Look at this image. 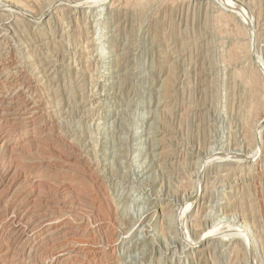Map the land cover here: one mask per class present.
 I'll use <instances>...</instances> for the list:
<instances>
[{
    "label": "rangeland",
    "instance_id": "1",
    "mask_svg": "<svg viewBox=\"0 0 264 264\" xmlns=\"http://www.w3.org/2000/svg\"><path fill=\"white\" fill-rule=\"evenodd\" d=\"M262 121L264 0H0V263L264 264Z\"/></svg>",
    "mask_w": 264,
    "mask_h": 264
},
{
    "label": "bare ground",
    "instance_id": "2",
    "mask_svg": "<svg viewBox=\"0 0 264 264\" xmlns=\"http://www.w3.org/2000/svg\"><path fill=\"white\" fill-rule=\"evenodd\" d=\"M77 4V3H76ZM81 7V6H80ZM77 10V9H76ZM5 45V44H4ZM6 63V62H5ZM4 63V64H5ZM262 65V64H261ZM115 75V74H114ZM31 82V81H30ZM29 83V82H28ZM27 82L25 84H28ZM24 84V85H25ZM32 86V85H31ZM37 86V85H36ZM28 87V86H27ZM26 87V88H27ZM34 87V86H32ZM29 88V87H28ZM30 89V88H29ZM32 90V89H31ZM26 91H29V90H26ZM35 92V91H34ZM26 93V92H25ZM37 102V101H36ZM34 104V110L38 111L40 110L39 107L36 105L35 102H33ZM35 113V112H34ZM32 115H35V114H32ZM31 115V116H32ZM30 119L32 120H35L33 119L32 117H30ZM261 121V120H260ZM263 122V121H262ZM264 124V122H263ZM259 126V125H257ZM259 128V127H258ZM33 130V129H32ZM3 131V130H2ZM10 133V132H9ZM32 133V132H31ZM259 133V132H258ZM30 134V133H29ZM25 135V134H24ZM37 135V134H35ZM28 137V136H27ZM0 138H2L3 142H5V145L7 148L12 149L14 148V146L17 144V141H14L10 136H7L6 134L5 135H0ZM35 140L37 141L36 143H39L41 142L43 136H40L38 135V137H35ZM18 139V138H17ZM26 142V141H25ZM45 144V143H44ZM38 145V144H37ZM4 147V145H3ZM16 147V146H15ZM46 147V146H45ZM8 150V149H7ZM14 150V149H13ZM11 151V150H10ZM142 166V165H141ZM11 169V168H10ZM9 171V170H8ZM140 171V170H139ZM143 174V173H142ZM70 175V174H69ZM139 175V174H138ZM68 176V175H67ZM33 177V176H32ZM63 177V176H62ZM73 178V177H72ZM71 178V179H72ZM140 178V177H139ZM33 179V178H32ZM37 180V179H36ZM34 181V180H33ZM65 181V180H64ZM73 181V180H72ZM69 182V181H68ZM56 183V182H54ZM71 183V182H70ZM32 184V183H31ZM37 184V183H36ZM70 184L67 183L66 186H69ZM73 185V184H72ZM33 186V185H32ZM35 186V185H34ZM37 186V185H36ZM35 186V187H36ZM40 187V185H39ZM29 188V187H28ZM31 188V187H30ZM70 188V187H69ZM72 188V187H71ZM74 188V187H73ZM33 190V189H32ZM31 192V191H30ZM68 193V192H67ZM65 196V195H64ZM63 196V197H64ZM68 196V195H67ZM70 196V195H69ZM61 198V197H60ZM33 202V201H32ZM65 204V203H64ZM64 204L62 207H64ZM66 206V205H65ZM66 210V209H65ZM64 211V210H63ZM62 211V212H63ZM59 212V211H58ZM183 212V211H182ZM50 214L49 215H45L43 216V219L42 222L40 224H38V221L36 222V226L33 227L32 226V222H28L29 220H26L24 219V217H18V216H10L9 219L7 220L13 230H16V237L20 240H22L24 243L25 242H28L29 240L33 239L36 240L38 238V230L40 232H44V233H49L50 235H57L59 234L60 232H62L64 229H72L73 227L75 226H72V222L71 220H69V218H71V214L73 213H68L66 216H64V214L62 215H54V214H51L52 212H49ZM182 214V213H181ZM79 215V214H78ZM81 216V215H80ZM37 217V216H36ZM75 217V216H74ZM73 217V218H74ZM78 217V216H76ZM87 217V215H86ZM72 218V219H73ZM34 219V218H33ZM84 219V218H83ZM87 219V218H86ZM32 220V219H31ZM38 220V219H37ZM78 220V219H77ZM74 221V220H73ZM81 221V220H80ZM88 221V220H87ZM76 223V222H75ZM80 223V222H79ZM88 223V222H87ZM84 226H87V225H84ZM77 228L80 229V231H83L84 232V229H86L85 227H81V224H78L77 225ZM73 231V230H72ZM66 232V231H65ZM75 232V231H74ZM76 233V232H75ZM206 234V233H205ZM58 236V235H57ZM74 237V236H73ZM78 237V236H77ZM51 239V238H50ZM77 241V240H76ZM67 242V241H66ZM71 242V241H70ZM73 242V241H72ZM75 242V241H74ZM80 242V240H79ZM78 242V243H79ZM13 243V242H12ZM77 243V242H76ZM70 244V245H66V248L62 247L60 249H58V251H56L54 253V256L57 257L59 259V261L65 263V264H68V263H71V262H78V260L80 259V261L82 263H86L89 262V260L91 259H95L94 257L98 256L99 254H103L102 252V249L101 251L96 247L95 248H90L88 246H79L78 243L77 244ZM85 243V241H84ZM87 243V242H86ZM96 243V242H95ZM19 244V243H18ZM37 244V243H36ZM68 244V243H67ZM82 244V243H80ZM88 244V243H87ZM91 244V243H90ZM94 244V243H93ZM33 245V244H32ZM85 245V244H84ZM89 245V244H88ZM90 246V245H89ZM95 246V245H94ZM93 246V247H94ZM97 246V245H96ZM100 246V244L98 245ZM97 246V247H98ZM105 246V245H104ZM56 247V246H55ZM100 248V247H99ZM53 249V248H52ZM24 250V249H23ZM4 251V250H3ZM53 252V251H52ZM2 253V252H1ZM48 253V252H47ZM113 253V252H112ZM175 253V252H174ZM105 254V253H104ZM49 255V254H48ZM127 255V254H126ZM4 256V255H3ZM12 256V255H11ZM10 256V257H11ZM101 256V255H100ZM111 256V255H110ZM118 256V255H117ZM3 258V257H2ZM104 258V257H103ZM11 259V258H10ZM51 259V258H50ZM98 259V258H97ZM100 259V258H99ZM102 259V258H101ZM107 259V258H106ZM109 259V258H108ZM12 260V259H11ZM108 261V260H107ZM112 261V260H111ZM2 262V261H1ZM4 262V261H3ZM12 262V261H11ZM100 262V261H99ZM105 262V260H104ZM51 263V262H50ZM80 263V262H78ZM77 263V264H78ZM94 263V262H93ZM107 263V262H105ZM110 263V262H109ZM114 263V262H113ZM1 264V263H0ZM11 264V263H10ZM25 264V263H24ZM76 264V263H75Z\"/></svg>",
    "mask_w": 264,
    "mask_h": 264
}]
</instances>
